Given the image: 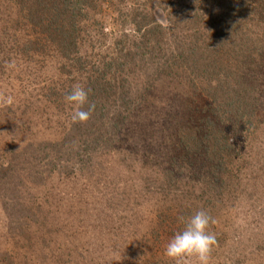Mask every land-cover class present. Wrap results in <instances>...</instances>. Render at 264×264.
I'll return each mask as SVG.
<instances>
[{
    "label": "rangeland",
    "instance_id": "374dc122",
    "mask_svg": "<svg viewBox=\"0 0 264 264\" xmlns=\"http://www.w3.org/2000/svg\"><path fill=\"white\" fill-rule=\"evenodd\" d=\"M34 1L0 0V264H175L166 245L201 209L210 264H264L245 219H264V17L232 44L225 0ZM211 35L232 65L210 88L180 47Z\"/></svg>",
    "mask_w": 264,
    "mask_h": 264
},
{
    "label": "trees",
    "instance_id": "16d2710c",
    "mask_svg": "<svg viewBox=\"0 0 264 264\" xmlns=\"http://www.w3.org/2000/svg\"><path fill=\"white\" fill-rule=\"evenodd\" d=\"M69 1V0H68ZM73 0L71 1L70 5H73L74 3H72ZM225 2H227L229 4V14H228V18L226 19V25L228 28V32H227V36H226V42H230L233 44V40H237V36L236 33L240 32L239 28L245 25H248V20L251 22V24H255L257 23V19L259 20L260 18L264 17V0H225ZM65 6H69V4H67V2L65 1ZM31 6H36V10H38L41 7V11L47 15L49 14V6L46 5L44 3V0L42 1H34L32 2V4H30ZM75 5V4H74ZM68 8V7H67ZM246 11H245V10ZM189 11H192L193 17L195 19H198V9L195 6H192L190 8ZM246 12L245 14L243 13ZM52 12H55V8L52 9ZM67 12H69V9H67ZM72 16H75V13H71ZM75 20V19H73ZM225 22V21H224ZM135 31H137L139 34H141L143 37H146L148 34H153V39L157 38L155 36V34H157L158 32L156 31L155 28H159L160 31L163 30L162 27L160 25H155L152 26V24L148 23L147 25L143 24V25H134ZM203 40V43L201 45H198L199 42H201ZM199 41V39L196 40L195 44H183L181 45V50L183 51V53L186 52L188 47H194L195 49H197V54L194 55L193 50L191 49V55L193 58V71L195 70L197 73L200 74V76L205 79H207L208 81V86L214 87L216 86V84H218L219 77H224V75L228 72V70L231 68L230 65H232V62L229 63L228 65H226L220 54H215L216 51L220 50V49H225V44L223 42V44L219 41V39L216 40V38L211 35L209 38L202 39ZM245 40H247V37H245ZM243 40V41H245ZM160 41V40H158ZM248 44V43H247ZM251 44V43H249ZM219 45V46H218ZM244 45V42H243ZM209 46L213 47V52H208L209 51ZM235 47V46H234ZM245 47H246V43H245ZM248 46L247 49L248 50ZM261 49H264V47H261ZM230 51L226 52L228 55L230 54H234L233 51H235V49H229ZM232 50V51H231ZM238 53L241 55H243V49L239 48L238 49ZM236 52V51H235ZM233 61V60H231ZM212 62V63H210ZM211 67L213 69H211ZM165 68L171 70V72H173L175 69H177L175 66H165ZM161 69V68H160ZM221 78V79H222ZM223 83L225 84V82L223 81ZM221 88V85H218V89L217 91ZM230 89V88H229ZM228 90L223 92V95L227 96ZM240 94V93H239ZM241 95V94H240ZM246 106V107H245ZM241 108V110L244 111H249L250 109L247 108V105H240L239 106ZM205 111V110H204ZM190 114V113H189ZM190 120L191 123L194 124V120L192 119H188ZM197 121H195L196 123ZM253 217H255V220L257 221V225L253 224L254 222L249 221L250 219L248 217H245V219L247 220V222L250 223L249 227L253 226V227H264V219L261 218V216H255L253 214ZM258 217L261 219L258 222ZM254 220V219H253Z\"/></svg>",
    "mask_w": 264,
    "mask_h": 264
},
{
    "label": "clouds",
    "instance_id": "9594fccd",
    "mask_svg": "<svg viewBox=\"0 0 264 264\" xmlns=\"http://www.w3.org/2000/svg\"><path fill=\"white\" fill-rule=\"evenodd\" d=\"M65 101L72 105L74 110L71 114L72 123H85L95 109L94 104H89L88 92L80 85H75L70 93L65 96ZM12 97H7L5 103L11 104ZM88 104V109L83 106ZM184 227L174 234L165 248V255L175 264H182L186 258H194L196 264H210V254L217 240L210 231V225L215 220L206 210H199L187 219L181 217Z\"/></svg>",
    "mask_w": 264,
    "mask_h": 264
}]
</instances>
